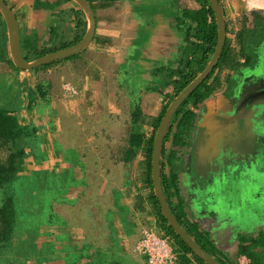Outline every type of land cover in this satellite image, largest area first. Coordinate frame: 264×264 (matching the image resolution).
Returning <instances> with one entry per match:
<instances>
[{
	"label": "crops",
	"instance_id": "crops-1",
	"mask_svg": "<svg viewBox=\"0 0 264 264\" xmlns=\"http://www.w3.org/2000/svg\"><path fill=\"white\" fill-rule=\"evenodd\" d=\"M4 1L17 17L22 53H26L27 49L34 51L53 48L59 43L73 41L77 32L76 11L83 12L80 17L87 22V33L88 18L73 0ZM87 1L96 18V30L91 44L78 54L81 56L77 60H62L63 63L46 71L36 73L33 70L13 69L8 62L11 56L7 26L0 27V44L6 56L5 61L0 62V110L5 109V113L0 115V126L4 125L3 117L10 115L21 126H39L43 131L28 149L31 157L27 160L28 168L23 163L25 159L19 160L17 176L29 177L43 173V178L38 180L49 189L58 188L63 181L70 183L69 189L64 188L62 191L61 197L65 201H53L52 212L62 215L63 219L60 225L50 224L48 227L52 237L47 240L49 246L59 241L61 250L58 252H68L67 258L73 259V263L69 264H91L95 261L99 264H148L146 258L135 250L142 230L148 227L146 217L143 213L134 212L138 218L135 223L130 219L133 208L139 206L136 203L140 195L145 196L140 197L143 204L151 205L149 191L143 187L142 176L135 178L137 180L134 184L132 180H127L126 174L129 172L125 162H98L96 156L100 154V149L96 151L94 143H87L84 147L83 138L90 141L91 135L94 139L96 136L101 137L97 132L104 123L108 125L111 134L120 123L136 124L139 127L149 125V130L141 129L145 131L139 134L151 135L150 123L153 124L163 115L165 107L172 104L175 96L172 81L179 79L178 71L184 60L191 57L201 59L195 46L201 41L196 37L197 23L194 19L201 5L196 0ZM245 2L220 0L227 25V40H231L233 48H238V35L242 23L246 22ZM2 21L4 19H0V23ZM53 30L58 34L55 38ZM48 72L51 76L58 72L62 77V85L55 87L53 83L44 84L48 95L42 99L37 93L39 83L36 77ZM235 72L222 64L207 81L208 86L216 85L217 80L221 83L207 100H214L217 96L222 102L226 76L233 78ZM65 85L74 88L77 94L70 95ZM7 90L11 96L4 101ZM11 103L14 104L9 105ZM4 105L9 106L2 108ZM211 105L215 106L216 103L213 101ZM183 140L189 143L190 136H185ZM183 148V145L173 148L172 138L164 140L162 163L168 175L174 170L168 164L172 153L185 161L187 152ZM88 154L94 155V158L86 157ZM143 157L144 152L141 151L140 163ZM102 164H107L105 167L112 172V178L103 177L108 172L107 169L102 170ZM186 166L188 169L189 166ZM186 175L187 172L180 175L178 187L185 197L182 208L188 219L199 224V231L213 235L212 239L221 256L232 263L239 264L243 258L252 261L239 255V247L242 245L240 239L243 237L247 240L245 246L256 242L252 252L260 260L259 264H264V218L259 216L252 225H248L243 214L237 218L239 214L231 210L226 219L232 224L224 227L223 216L218 212L211 208L198 211L195 207L196 199L187 196L192 193L185 183ZM205 197L208 199L206 194ZM223 197L221 192L215 196L217 199ZM206 198L203 201L206 202ZM172 200L174 208L181 210L178 197ZM189 204L193 206L189 207ZM153 217L156 224L154 211ZM59 258L65 257L60 255Z\"/></svg>",
	"mask_w": 264,
	"mask_h": 264
},
{
	"label": "trees",
	"instance_id": "trees-1",
	"mask_svg": "<svg viewBox=\"0 0 264 264\" xmlns=\"http://www.w3.org/2000/svg\"><path fill=\"white\" fill-rule=\"evenodd\" d=\"M67 1V0H63ZM201 5V10L195 14V22L197 23L196 28V37L201 41L200 44H196V48L198 53H200L201 59H190L186 62L185 68L178 71V80L172 81V84L175 85V96L173 101L178 97V95L188 86L190 85L207 67L210 63L218 43V27L216 24V18L214 10L210 4L209 0H196ZM75 15L77 17V32L76 37L73 41L70 42H62L59 46L53 48H45L41 50L31 51L27 49V52H23V56L27 61H33L35 59L41 58L47 54L56 52L61 49H66L72 47L79 43L85 36L87 29V22L84 21L80 16L83 15V12L76 11ZM209 18H211V22H209ZM0 19L2 20V15L0 13ZM261 30L252 31L250 29H246L242 31L238 35L237 46L238 48H233L231 46V40H227L226 46L222 55V58L219 62L218 67L214 70L213 74L208 78L210 80L212 76L215 74L216 70L222 66L236 71L239 67L240 59L244 57H248L249 63L252 64L253 60L255 61V48L260 45L264 41V12L261 13ZM0 27H5V21L0 23ZM1 29V28H0ZM54 38L57 37L56 30H53ZM55 33V34H54ZM80 55H75L65 60V62L75 61L80 57ZM5 51L0 44V62L5 61ZM11 67L15 70L17 69L12 62L11 59L8 60ZM63 63L62 61H58L40 68L33 70L32 72L46 71V69L53 68L59 64ZM184 65V64H183ZM186 69V70H185ZM173 78V77H171ZM227 83L233 84V80L230 75L226 76ZM207 80V81H208ZM207 81L202 84L192 95L186 100V102L182 105L180 110L177 112L174 117L172 124L166 134L165 141H169L172 138L173 148H177L178 146L188 144L187 141H184L183 131L187 128H191L194 126V120L197 119V114L191 109L194 106L201 105L203 102L215 91L216 86H220L219 80H217L216 85H206ZM38 95L45 99L48 95V91L45 89V85L39 84L37 88ZM172 101V102H173ZM169 105L165 107L163 111V115L158 117L153 124L150 123L152 127L151 135L145 136L143 134H133L130 139L131 147L128 149L126 153V157H124V161L130 162L137 159L139 153L141 151L144 152V157L141 162V167L144 169V176L142 175L141 179L143 180L144 189L149 191V202L153 207L154 215L157 220V228L158 232L167 236L171 244L177 254L178 260L177 264H205L200 258H198L192 250L188 247V245L174 232L173 228L168 224V221L164 217L159 201L154 192V184L152 179V155L154 152V142L157 131L160 127L162 119L164 118L166 111ZM5 113V109L0 110V115ZM4 118V125L0 126V140L5 146L11 145L12 152L9 154L7 160L5 162L0 161V188L7 186L9 183L13 182L14 179L18 175V162L19 160L26 159L28 155V149L31 148V142L36 138L38 129L36 126H21L18 124L15 117L7 116ZM194 122V123H193ZM176 150H174L175 152ZM164 153H162L163 156ZM176 154L172 153L169 159L175 157ZM171 166V165H170ZM179 175L175 170H171V172H164V165L162 163V183L163 189L166 195V198L169 202V205L177 217L180 224L185 228V230L195 239V241L210 255L216 258L221 264H234L228 260L225 256H221L219 249L216 247V243L212 239V235L207 231H199V224L194 222L192 223L188 219V215L184 212L183 204L184 200L181 197V193L178 187L179 184ZM173 197H178L179 203L181 205V210L177 213L176 207L173 206ZM138 208H142L141 203L138 204ZM0 252L6 246L11 243L15 238V230L17 227L18 221V211L16 207V203L14 197L9 196L6 198V201L0 208ZM241 244L239 247V255L246 256L249 258L252 264H259L260 260L254 257L255 254L252 252V248L256 245V242L253 241L252 244L245 246L246 238L241 237ZM147 260V259H146ZM257 261V262H256ZM148 263V262H147ZM69 264V263H68ZM91 264H99V262H93Z\"/></svg>",
	"mask_w": 264,
	"mask_h": 264
},
{
	"label": "rangeland",
	"instance_id": "rangeland-1",
	"mask_svg": "<svg viewBox=\"0 0 264 264\" xmlns=\"http://www.w3.org/2000/svg\"><path fill=\"white\" fill-rule=\"evenodd\" d=\"M244 4H246V9H247L246 15L244 16V20L246 21L245 23L251 25L253 24L252 22L256 18L257 13H259L260 11H262L261 13L264 12V10H261V9H264V0H246ZM245 23L243 22L242 24L244 25ZM32 41L35 42V39H32ZM57 45L59 46L60 43ZM189 56L190 55H188V57ZM188 60L190 59L188 58L184 60V65L181 64L182 65L181 69L185 68V64ZM257 60L256 61L253 60V61L256 63ZM36 78L38 80V83L42 85L44 84L47 85L50 83H53L55 87L56 86L61 87L62 85V77L59 75L58 72L57 73L54 72L53 76H51L50 73L48 72V73H45L44 76H42L41 74L39 75V77H36ZM10 94L11 92L7 90L6 92L7 99L5 98L4 101H7L10 99V96H11ZM12 104L14 103H11L9 105H12ZM9 105H4L2 106V108H6L5 106L8 107ZM130 126L131 128L129 129ZM38 127L39 126H37L38 132L39 133L43 132L41 127L39 128ZM145 128L149 130V125L148 127L143 126V125L139 127L136 124L128 125V124L120 123L113 129L114 133L111 134L109 132L108 125L104 123V125L101 124L99 132H97V134H101V137L96 136V139H94L93 135H91L92 138L90 137L91 138L90 141L87 140L88 138L86 140L85 138H83L84 140L83 142H85L83 146L84 147L87 146V143L88 144L94 143V149L96 151L97 150L99 151L100 149V154L99 155L97 154L98 156H96V159L98 160V162L99 160L100 162L103 160L106 163L125 162V164H127L126 170L127 172L130 173V176H128L129 173L126 174L127 180L129 181L132 180V182L135 184L136 180L142 176V170H143L141 167L139 155L137 159H135L134 161L126 162L123 159L124 157H126V153L128 152V149L131 147V145L129 144H130V139L132 135L136 134V132L138 133L140 131L144 132L145 130H141V129H145ZM192 128H194V126H192L190 129L187 128L186 130L183 131L184 138L187 135L191 136L190 130H192ZM39 133H37V135ZM36 138L34 140H36ZM34 140L31 142V144L34 142ZM107 148H109L110 150H108ZM183 150L186 151V148H183ZM11 152H12L11 145L5 146L0 140V161L5 162ZM185 154L183 155L185 156ZM85 156L88 158H94V155L92 154H88ZM30 158L31 157L28 156L25 159L26 161L23 162L25 164L26 169L28 168L27 160ZM168 162H170L168 164L171 165V167L179 174V177L183 173L189 172L186 166L187 163L183 161V159L180 158L178 155L171 158V160L169 159ZM262 164H264V162ZM105 165L107 164H102V170L107 169L108 175H103V177L110 179L113 177L111 174L112 172H109L108 168H106ZM244 168L245 167H243V169ZM247 168L251 170L249 166ZM258 171L261 173H264V166L260 167ZM43 176H44L43 173L34 174L33 176L30 175L29 177L17 176V178H15L13 182L9 183L7 186L3 188H0V208L6 201V198H8L9 196L14 197L17 211H18V221H19L17 223V227L15 230L14 240H12L11 243H9L6 246V248H4L2 252H0V264H68V263H73L72 258H67V255L69 256L68 252L64 254L63 253L60 254L58 252L59 250H61L59 241L56 242L55 245L49 246L47 244V240L52 239V237L50 236L51 234L49 233L51 232L50 231L51 229L48 227L51 226L50 224L60 225L63 219L62 215L59 216L56 213H53L54 211L52 212L53 201L55 200L65 201V199L61 197V195H63L62 191H64V188L69 189L68 186L70 183L69 181H63L59 183L60 186L58 188L49 189L45 187V184L41 183L38 180V178H43ZM248 177L249 175H244L242 173V179L247 182V185L248 186L254 185V183L252 182L254 180L253 177L252 176L250 177L253 180H250V178ZM135 178L137 179L135 180ZM242 179H241V182L239 183V186L241 187L242 192L238 190L237 187H235V185L231 182L232 178L229 181L226 179L227 182H224L223 184L220 183L222 184L221 194H223L225 197H223V199H221L219 203L213 201V203L210 202L211 204L209 202L207 204H204L205 206L203 205L204 208H201V210L206 209L207 211V209L211 208L212 210L216 211L215 209L218 207V205L222 204L223 212H225L228 215L229 213H231V210H232L234 213L239 214L237 215V218H241V215L243 214L245 217V220L248 221V225H252L254 223V219L258 218L259 216H261V218H264V204H262V201H264L263 184H261L258 191H249L246 194V185L242 181ZM238 181L239 180H236V182ZM188 182L190 183V178ZM185 183L187 182L185 181ZM137 193L138 192H136V195L138 196ZM180 195L183 199L185 198L182 195V193ZM140 197L144 198L145 196L140 195ZM140 197L138 198L136 205H138L140 202L143 207L140 209L137 207L136 209L133 208V211L131 209L132 216L130 219L135 223V220L138 218V216H134V212L135 214L143 213V216L146 217L145 221L148 225V227L144 228L143 230L149 229V228H155V227H156L155 229L158 230L157 225L155 224L153 220L154 219L153 209L151 205L146 206L145 204H143ZM231 206H232V209H231ZM189 207H191L190 204H189ZM179 211L180 209H178L176 212L178 213ZM1 226L2 224L0 221V228ZM141 228L142 227H140V229ZM142 233L143 232H141V237H142ZM60 255L64 256L65 258H62V259L59 258ZM256 256L257 255H255L254 257L256 258Z\"/></svg>",
	"mask_w": 264,
	"mask_h": 264
},
{
	"label": "water",
	"instance_id": "water-1",
	"mask_svg": "<svg viewBox=\"0 0 264 264\" xmlns=\"http://www.w3.org/2000/svg\"><path fill=\"white\" fill-rule=\"evenodd\" d=\"M73 1H75L82 8L88 18L89 26L84 38L72 47L58 50L33 61H27L22 53L21 32L17 17L11 10V8L8 6V4L4 0H0V13L6 23L8 31L10 56L16 68L24 71H32L34 69L78 55L79 53L87 49L95 35V13L92 6L88 3L87 0ZM209 1L214 10L216 24L218 27L217 47L206 69L178 95L174 102H172V104L169 106L164 118L162 119L154 142V152L152 155V179L154 184V192L159 201L161 211L166 220L168 221V224L173 228L174 232L188 245V247L198 258L204 261L205 264H221L216 258L206 252L195 241V239L185 230V228L178 221L177 217L174 215L163 189L161 164L163 143L167 131L171 125V122L173 121L174 117L176 116L177 112L180 110L182 105L186 102V100H188L191 95L213 74L214 70L219 65V62L226 46L227 25L223 12V7L220 3V0ZM235 94H237V89L235 90ZM238 97L239 101L233 103V107L230 108L228 111H225L224 115H220V118L224 119V123L218 121L211 122V120H207L205 117L201 118V121L199 122V127L205 129V135L203 140L200 141L197 149L199 163L202 164L204 162V154L208 149L207 144L203 142L204 139L208 141L209 145L212 146V148L216 149L214 155L212 156L216 157V160H218L222 152V148L217 149V147L220 145V142H218L219 140L222 141L225 137L233 138L234 135H236V137L238 136L241 138V136H243L244 133H247V131H249L250 129L256 130L258 134L264 132V107L259 108L261 107L260 105L264 103V101L263 103H261L259 102L260 99L252 98L251 96H242L241 93L238 95ZM254 105L257 106L253 107ZM259 138L264 139V137ZM218 166L219 165L217 163L213 167L216 168ZM212 181V184H209V186L205 188L204 193L207 196L212 195L213 198L211 199L209 197V199H207L204 204H207L208 202L213 203V201L219 203V201L221 200L215 198V196L216 194L221 192V185L226 182V180L220 176L219 178H215ZM217 181H219L220 185L219 191H210V189H214L217 187ZM204 198H206L205 195ZM204 198L201 197V200H203ZM218 207L219 211H216L223 216V224L225 227L226 225L230 224L231 221H229V219H226L227 214L223 212V205L219 204ZM196 208H198V211H201L200 207L196 206ZM212 228L216 229V226H213Z\"/></svg>",
	"mask_w": 264,
	"mask_h": 264
},
{
	"label": "flooded vegetation",
	"instance_id": "flooded-vegetation-1",
	"mask_svg": "<svg viewBox=\"0 0 264 264\" xmlns=\"http://www.w3.org/2000/svg\"><path fill=\"white\" fill-rule=\"evenodd\" d=\"M261 12L262 11L257 13L256 18L252 22L253 24L249 25L245 23L241 27L240 33H242V31H245L246 29H250L252 31L261 30L263 26L261 25L262 22L260 19ZM252 52L253 54H256L255 61L258 59L257 62L255 63L253 61L252 64H248L249 59L247 56H243L240 59L238 70H236L235 72V77L232 78L233 84L229 82L226 83L225 89H223L222 91V102L220 98L216 96L214 100L209 101L206 99L203 104L191 108L197 114V119L195 121L194 128L190 130V142L188 143V145L185 146L187 152L185 162L189 166V172H187L186 175V182L190 187V192L192 193H189V195L187 194V196L196 199L195 207L199 205L200 208H204L203 203H205V201L201 200V197L204 198L205 188L209 186V184L211 185L213 182L212 180H214L215 178H219L221 176L225 180L227 179L228 181L232 178L231 182L235 185V187H237L238 190L242 192L239 183L242 179V173H244L243 167L249 166L250 168H252L253 164L256 163L257 159H259L261 163L264 162V139L256 136L253 133L252 129L247 131V133H244L241 138L238 136L236 137V135H234L233 138L225 137L222 141L219 140L218 142H220V145L217 147V149L222 148V152L218 160H216V157L212 156L214 155L216 149L212 148V146H210L208 141L205 139L203 142L207 144L208 149L204 154L205 160H203L204 162L202 164L199 163V158L197 156V149L199 143L201 140H203L205 135V129L199 127V122L201 121V118L205 117L207 120H211V122L218 121L224 123L225 121L224 119L220 118V115H224L225 111H228V108L230 109L233 107V103L239 101L238 95L240 93L242 94V96H251L252 98L260 99L259 102L263 103L264 81L255 83L256 77L254 75H248L247 73H245L244 70H255L257 68H260L261 66H264V41L255 48V51ZM236 89L237 94H235ZM213 101L216 103L215 106L211 105ZM209 104L211 106H209ZM263 104H261V107L259 108H263ZM254 131L255 133H257L256 130ZM217 163L219 166L216 168L213 167ZM230 169H235V171H230ZM250 177L251 175H249L248 178ZM189 178L190 183L188 182ZM236 180L239 181L236 182ZM250 180L253 179L250 178ZM242 181L246 182L243 179ZM252 182L254 183V185H259L260 188L261 183L259 180H253ZM195 192L197 195L195 194ZM193 194H195L196 197H194ZM207 197L208 199L209 197L212 199V195ZM192 202L194 203V201ZM192 204L191 206L194 205ZM262 204H264V201H262Z\"/></svg>",
	"mask_w": 264,
	"mask_h": 264
},
{
	"label": "built area",
	"instance_id": "built-area-1",
	"mask_svg": "<svg viewBox=\"0 0 264 264\" xmlns=\"http://www.w3.org/2000/svg\"><path fill=\"white\" fill-rule=\"evenodd\" d=\"M64 88L70 95L77 94V91L69 85H65ZM135 250L147 259L148 264H177L178 257L170 239L155 228L143 230ZM240 264H249V262L244 258Z\"/></svg>",
	"mask_w": 264,
	"mask_h": 264
},
{
	"label": "clouds",
	"instance_id": "clouds-1",
	"mask_svg": "<svg viewBox=\"0 0 264 264\" xmlns=\"http://www.w3.org/2000/svg\"><path fill=\"white\" fill-rule=\"evenodd\" d=\"M261 10H264V9H261ZM228 39V37H227ZM227 42V41H226ZM245 73H247L248 75L250 76H255L256 77V81L255 83H258L260 81H264V66H261L260 68H257L255 70L253 69H245L244 70ZM257 105H254L253 107H255ZM172 124V123H171ZM171 126V125H170ZM170 128V127H169ZM169 130V129H168ZM168 132V131H167ZM253 133L258 136V137H264V132H261L259 134L255 133L254 129H253ZM161 163H162V158H161ZM264 166V164L261 163V161L259 159H257L256 163L253 164L251 170H249L247 168V166H245L244 168V175H251L253 177L254 180H259L261 184H264V173H261L258 171V169L260 167ZM230 171H235V169H230ZM245 185H246V194L247 192L249 191H258L259 190V185H251V186H248L247 185V182H244ZM219 188H220V185H219V181H217V187L214 188V189H210V191H219ZM197 207H199V205H197ZM211 210V209H210ZM215 210L219 211V207H217ZM244 259V258H243ZM246 259V258H245ZM249 264H251V262L246 259ZM240 263V262H239Z\"/></svg>",
	"mask_w": 264,
	"mask_h": 264
}]
</instances>
